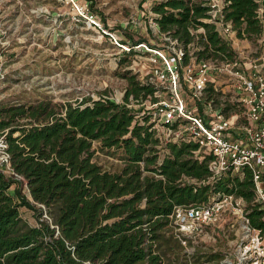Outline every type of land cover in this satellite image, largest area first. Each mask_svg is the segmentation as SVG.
Returning <instances> with one entry per match:
<instances>
[{"label":"trees","instance_id":"16d2710c","mask_svg":"<svg viewBox=\"0 0 264 264\" xmlns=\"http://www.w3.org/2000/svg\"><path fill=\"white\" fill-rule=\"evenodd\" d=\"M209 1L163 0L151 6L158 33L167 44L176 42L184 65L191 59L219 65L237 57L209 22ZM260 7L264 12V0H224L222 21L238 39L263 38ZM146 42L136 41L125 54ZM124 63L120 59L119 65ZM120 76L127 80L121 103L107 97L0 102V139L8 157L0 166L8 165L11 173L0 169V264H188L182 252L193 246L192 238L175 232L174 208L205 206L231 195L243 200L250 226L264 235L250 172L215 175L212 155H195L193 143L158 137L152 113L139 116L131 104L157 102L163 87L139 81L130 71ZM205 92L207 99L218 97L210 84ZM93 143L101 151L119 152V171L93 161ZM23 184L28 195L21 192ZM22 207L34 212L37 225L21 218ZM221 259L214 253L204 263Z\"/></svg>","mask_w":264,"mask_h":264},{"label":"rangeland","instance_id":"374dc122","mask_svg":"<svg viewBox=\"0 0 264 264\" xmlns=\"http://www.w3.org/2000/svg\"><path fill=\"white\" fill-rule=\"evenodd\" d=\"M160 1L163 0H0V102H73L83 97H107L121 103L127 87L121 73L130 71L139 81H146L152 70L161 68L159 61L153 62L155 54L139 45L133 47L134 54H125L131 45L145 39L151 50L163 53L172 47L152 20L151 6ZM84 9L94 16L95 23L85 18ZM226 40L243 67L258 60L264 49L262 38L238 39L233 33ZM120 59L125 63L119 65ZM224 78L213 73L210 85L221 89L228 98L230 88L225 87ZM131 105L140 109L139 116L143 111L152 113L149 98ZM150 122L159 136L162 128L157 118L152 115ZM3 149L0 139V163ZM92 150L93 161L103 170L117 172L122 167L119 152L101 151L97 143H93ZM159 153L164 154L163 147ZM0 169L11 175L8 165ZM14 188L12 185L9 193L13 194ZM21 192L28 195L24 184ZM19 213L29 225H37L33 211L22 207ZM243 222V212H238L235 205L225 207L213 223L192 234L193 246H186L182 252L190 258L188 264H264L254 248L244 250L252 233ZM260 244L264 246V236ZM214 253L222 259L204 263Z\"/></svg>","mask_w":264,"mask_h":264},{"label":"built area","instance_id":"2783aa9c","mask_svg":"<svg viewBox=\"0 0 264 264\" xmlns=\"http://www.w3.org/2000/svg\"><path fill=\"white\" fill-rule=\"evenodd\" d=\"M262 2L259 0L260 4ZM208 6L209 22L216 26L219 34L226 37L233 34L231 25L222 21L224 0H210ZM84 10L85 18L95 23L94 16L87 9ZM257 14L264 30L262 7ZM175 43L171 42L172 47L167 48L164 54L156 49H148L144 44L139 45V48L154 53L153 62L159 61L161 64V68L152 70L147 80L164 89L151 106L152 115L157 118L160 127L169 125L158 137L165 141L184 140L197 146L195 155H212L209 168L215 175L228 170L249 171L255 189V202L259 204L264 219V49L259 59L250 62L247 67H243L238 55L231 63L217 65L213 61L196 62L191 59L184 65L183 51ZM213 73L226 76L223 83L230 88L228 98L213 85V92L218 97L213 95L206 98L205 90ZM227 107L228 112L225 111ZM7 159L4 154L2 161L7 164ZM233 205L238 212H243L244 227L252 233L244 250L252 247L264 259V246L260 244L264 235L250 226L241 198L223 196L205 206L175 207L170 220L175 232L193 239L192 234L201 232L203 227L216 220L225 207Z\"/></svg>","mask_w":264,"mask_h":264}]
</instances>
